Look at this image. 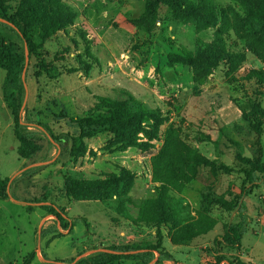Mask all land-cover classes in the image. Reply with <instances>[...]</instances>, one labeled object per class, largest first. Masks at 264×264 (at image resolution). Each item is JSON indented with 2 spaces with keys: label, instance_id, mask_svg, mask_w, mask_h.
Masks as SVG:
<instances>
[{
  "label": "rangeland",
  "instance_id": "1",
  "mask_svg": "<svg viewBox=\"0 0 264 264\" xmlns=\"http://www.w3.org/2000/svg\"><path fill=\"white\" fill-rule=\"evenodd\" d=\"M15 1L8 0L11 7ZM61 1L76 19L39 46L34 56L29 57L18 32L0 26L6 44L26 57L20 118L37 147L32 157L19 159L13 119L2 98L5 73L0 69V180H9L8 199L0 201V264H22L31 253L35 255L31 264H70L80 256L126 245L158 247L161 255L153 253L148 264L158 258L161 264H214L215 255H237L245 263L264 264V176L257 174L253 183L248 182L238 160L258 157L264 167V121L258 134L242 118L256 105L264 111V88L245 80L250 71L264 72V62L229 35L227 44L239 56L233 67L220 63L202 78L194 69L170 64L169 45L173 41L193 51L197 42H212L213 28L176 21L169 9L160 6L145 43L146 37H138L130 24L141 16L145 0ZM214 3L219 12L243 15L233 0ZM248 7L251 21L258 25L259 0H248ZM123 93L157 112L156 119L142 125L133 146L125 148L111 134H101L86 139L84 154L73 160L70 146H61L50 136L76 137L79 130L71 119L83 117L97 98L121 101ZM169 146L195 149L231 169L213 175L201 167L196 179L183 188L180 197L187 209L182 218L196 217L207 192L234 205L228 214L213 208L218 219L215 229L186 247L174 246L172 233L165 228L136 226L119 218L112 208L114 199L108 205L65 197L67 178L95 180L118 174L122 167L133 174L128 197L142 204L154 198L159 186L152 180V161ZM49 205L65 214L64 229L42 208ZM240 216L245 220L240 249L228 252L215 247L224 226L240 223ZM122 264L143 263L138 259Z\"/></svg>",
  "mask_w": 264,
  "mask_h": 264
},
{
  "label": "trees",
  "instance_id": "2",
  "mask_svg": "<svg viewBox=\"0 0 264 264\" xmlns=\"http://www.w3.org/2000/svg\"><path fill=\"white\" fill-rule=\"evenodd\" d=\"M242 10L243 15L236 12H219L214 0H145L144 10L136 20L130 24L137 30L138 37H146L149 42L151 30L154 28L160 6L169 9L173 18L184 23L194 24L197 28H213L215 33L210 44L196 43L195 49L190 51L171 41L168 62L194 69L197 74L205 78L220 63L232 68L239 57L227 44L225 37L232 35L243 43V47L261 62H264V0H259L261 17L258 25L251 21V11L248 0H233ZM0 19L8 23L0 26L18 32L25 44L28 55L34 56L45 41L58 32L71 26L75 13L65 6L61 0H16L13 7L8 0H0ZM24 54H18L6 44L0 36V69L5 73L2 84L3 102L13 119V132L18 143L17 155L26 160L37 152L34 135L21 123L20 111L23 98L21 75L25 67ZM45 73H48L46 68ZM248 82H255L264 88V72L250 71L245 78ZM121 101L99 97L95 105L81 118L71 119L77 126L79 133L68 140L54 137L59 145L68 144L69 156L78 160L85 152V140L101 134H111L121 141L125 148L135 144L136 136L143 130L142 125L157 117V112L146 108L133 96L123 93ZM67 118V117H62ZM252 124L256 133H260L264 121V111L259 106H253L250 112L242 116ZM175 137L178 136L172 133ZM239 163L245 166V176L253 183L257 174L264 176V167L260 159H246L238 157ZM201 167L209 168L213 175L230 173L231 169L224 165H217L202 156L197 150L184 148L179 150L168 147L152 161L153 183L159 184L155 188L154 198L137 204L128 197L133 187V174L120 167L118 174H107L95 180H79L67 178L63 189L65 197L74 202L100 201L111 204L113 211L125 221L151 228H165L172 233L171 243L174 246L186 247L195 240L207 236L218 224L211 210L217 208L223 213L234 211V205L225 200L224 196L205 193L201 197V209L196 217L182 218L187 207L180 194L185 187L197 177ZM29 170L27 173L33 172ZM9 180H0V201H6L9 194ZM50 215H54L65 226V214L54 205L43 206ZM131 211L136 213L131 215ZM240 223L224 226V233L214 241L215 247L223 246L228 252H236L241 247L245 235V220L240 216ZM111 252L91 254L70 264H122L125 261L141 260L143 264L150 263L153 253L159 252L158 247L152 246H122L113 247ZM42 257H46L42 254ZM35 259L29 254L22 264H31ZM46 264H58L47 261ZM154 264H161L158 258ZM214 264H249L243 262L237 255H215Z\"/></svg>",
  "mask_w": 264,
  "mask_h": 264
},
{
  "label": "water",
  "instance_id": "3",
  "mask_svg": "<svg viewBox=\"0 0 264 264\" xmlns=\"http://www.w3.org/2000/svg\"><path fill=\"white\" fill-rule=\"evenodd\" d=\"M0 22L8 25V23L6 21H4V20H0ZM104 252H107V251H104ZM84 257H86V256H80V257H78L76 260H74L73 263H75L76 261H78V260H80L81 258H84Z\"/></svg>",
  "mask_w": 264,
  "mask_h": 264
}]
</instances>
